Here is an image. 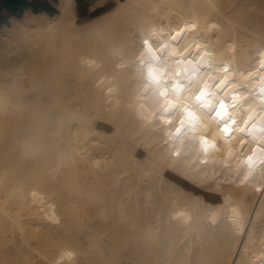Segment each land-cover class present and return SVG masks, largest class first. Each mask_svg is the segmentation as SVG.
<instances>
[{
    "label": "bare ground",
    "instance_id": "6f19581e",
    "mask_svg": "<svg viewBox=\"0 0 264 264\" xmlns=\"http://www.w3.org/2000/svg\"><path fill=\"white\" fill-rule=\"evenodd\" d=\"M114 2L79 22L57 0L0 28V264H264V168L245 166L264 156V0ZM149 37L175 54L163 81L207 62L254 112L216 152L219 127L206 148L174 135L173 98L141 63Z\"/></svg>",
    "mask_w": 264,
    "mask_h": 264
},
{
    "label": "snow or ice",
    "instance_id": "6c2138e0",
    "mask_svg": "<svg viewBox=\"0 0 264 264\" xmlns=\"http://www.w3.org/2000/svg\"><path fill=\"white\" fill-rule=\"evenodd\" d=\"M183 31V30H181ZM168 37H164L161 42H158L157 40L152 39L151 37L146 38L144 40V45L146 47V51L148 55L151 57V60L148 62L141 61V63L144 65V67L148 70L147 71V78L148 80L154 84V85H161L165 81H163L162 77L165 75V73H162L160 69L163 66V62L165 58L169 55H175L174 53L169 52V43H168ZM184 36L180 33H176L175 35L171 36L172 46L179 47L180 43L183 42ZM192 54L189 53V56L186 57H176V62H187V63H194L190 60V56ZM154 62V63H153ZM208 65H205L203 70H207ZM225 70H227V67L224 66ZM184 71L189 75V77L198 76L202 72V69L199 67H192V68H185ZM169 87L172 88L173 92L170 94L167 90L160 92V96L163 97L165 100H169L170 95H176L179 97L180 91L184 88L183 83H181L179 80H176L175 82L168 81L167 82ZM226 80H220L219 83L215 85H209L207 83H204V86L199 89L198 93L195 95V104L192 105L191 101L188 102V104H184L183 101H180L181 106L183 108L184 116L187 119V122L193 126L199 123V116L196 113L195 109H207V112L205 115H207L210 119H217L222 124V130L226 134H230L232 129L229 127L230 124H235V120L232 119V117L228 114V106L225 104L223 100L218 101V106L214 105L212 103V97L215 95L214 93H210L208 89L210 87H217L220 88L224 84H226ZM189 87H192V85H189ZM233 100H235V95H233ZM232 107H235V104L233 103ZM180 109L176 107L175 104L171 105V108L168 105H165L164 111L168 112L169 115L167 119L170 121L172 115H175L177 111ZM164 119L165 117H161ZM185 125V120L181 119L180 121V127L176 129V131L179 133L181 129ZM203 143L205 146H207L208 141L206 139L203 140ZM251 159V158H249Z\"/></svg>",
    "mask_w": 264,
    "mask_h": 264
},
{
    "label": "crops",
    "instance_id": "0c3cea01",
    "mask_svg": "<svg viewBox=\"0 0 264 264\" xmlns=\"http://www.w3.org/2000/svg\"><path fill=\"white\" fill-rule=\"evenodd\" d=\"M101 4L94 10L91 9L90 0H76L77 13L83 17H94L109 9L114 0H97ZM57 0H0V28L12 23L13 18H20L26 10L36 13H53L56 11Z\"/></svg>",
    "mask_w": 264,
    "mask_h": 264
},
{
    "label": "rangeland",
    "instance_id": "374dc122",
    "mask_svg": "<svg viewBox=\"0 0 264 264\" xmlns=\"http://www.w3.org/2000/svg\"><path fill=\"white\" fill-rule=\"evenodd\" d=\"M115 4H112L110 7H109V9H111L113 6H114ZM58 12V10L56 9V11L55 12H53V13H51V15H54V14H56ZM23 16V15H22ZM21 16V17H22ZM20 17V18H21ZM87 19H89L88 17H83L82 15H79V22H83V21H85V20H87ZM12 23H11V21H10V23H8V25H11Z\"/></svg>",
    "mask_w": 264,
    "mask_h": 264
}]
</instances>
